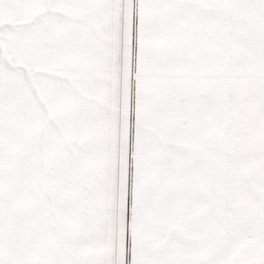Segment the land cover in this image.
Listing matches in <instances>:
<instances>
[{
  "label": "snow or ice",
  "instance_id": "snow-or-ice-1",
  "mask_svg": "<svg viewBox=\"0 0 264 264\" xmlns=\"http://www.w3.org/2000/svg\"><path fill=\"white\" fill-rule=\"evenodd\" d=\"M0 264H264V0H0Z\"/></svg>",
  "mask_w": 264,
  "mask_h": 264
}]
</instances>
